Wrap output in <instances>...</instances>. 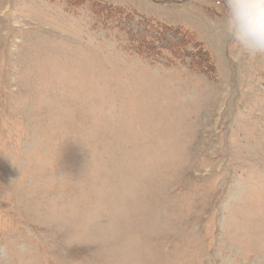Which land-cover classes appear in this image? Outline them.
Returning <instances> with one entry per match:
<instances>
[{
    "label": "rangeland",
    "instance_id": "374dc122",
    "mask_svg": "<svg viewBox=\"0 0 264 264\" xmlns=\"http://www.w3.org/2000/svg\"><path fill=\"white\" fill-rule=\"evenodd\" d=\"M223 0H0V264H264V55Z\"/></svg>",
    "mask_w": 264,
    "mask_h": 264
},
{
    "label": "clouds",
    "instance_id": "9594fccd",
    "mask_svg": "<svg viewBox=\"0 0 264 264\" xmlns=\"http://www.w3.org/2000/svg\"><path fill=\"white\" fill-rule=\"evenodd\" d=\"M225 30L250 57L264 55V0H223Z\"/></svg>",
    "mask_w": 264,
    "mask_h": 264
}]
</instances>
